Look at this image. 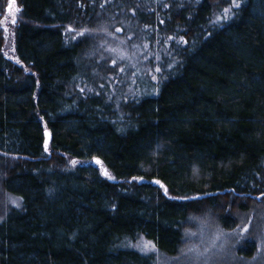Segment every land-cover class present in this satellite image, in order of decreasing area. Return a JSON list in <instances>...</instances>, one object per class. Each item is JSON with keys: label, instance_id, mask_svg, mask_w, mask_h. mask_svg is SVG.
I'll return each mask as SVG.
<instances>
[{"label": "trees", "instance_id": "obj_1", "mask_svg": "<svg viewBox=\"0 0 264 264\" xmlns=\"http://www.w3.org/2000/svg\"><path fill=\"white\" fill-rule=\"evenodd\" d=\"M14 3L15 54L0 29V264H159L208 229L262 264L264 0ZM112 32L158 59L134 72ZM141 236L155 251L134 247Z\"/></svg>", "mask_w": 264, "mask_h": 264}, {"label": "rangeland", "instance_id": "obj_2", "mask_svg": "<svg viewBox=\"0 0 264 264\" xmlns=\"http://www.w3.org/2000/svg\"><path fill=\"white\" fill-rule=\"evenodd\" d=\"M19 9L18 5L14 3V0H8L6 2L4 11L0 15V29L4 34L5 37V44L4 48L9 51L11 55L15 54L13 49V19L16 21L17 14L19 11H16V9ZM11 9V11H9ZM127 28V26L125 27ZM121 32V31H120ZM122 33V32H121ZM134 35V34H133ZM104 38H112L109 41V46H111V50L115 52V57L117 59H126L127 63L126 65H130L134 72L138 68V58H142V60H157L158 56L155 54V51L149 52L150 44L144 42L138 43V47L131 48V41L124 38V35L120 34L119 36H115L114 33L107 34ZM117 38V39H114ZM135 39V38H134ZM129 43V45H127ZM141 48V49H140ZM94 52V51H93ZM89 55V54H86ZM85 55V56H86ZM155 66V64L153 65ZM120 71L123 72L125 69V66H120ZM156 75L152 74L151 79H153ZM2 196V194H1ZM11 198L9 196H5L4 198L0 197V207H2L6 202H9ZM19 201V200H15ZM17 203V202H16ZM3 209V210H2ZM0 209V214L2 215L4 212V207ZM247 221V220H246ZM186 235V243L184 246H182L180 250V255L175 260L171 258H165L162 260H159L157 263L159 264H251V260H248L247 262L240 263L235 259L234 256H232L231 251H228L229 247L232 246V240L235 238L233 236L226 237V236H215L216 234H212L202 231H195L191 232L189 230H185ZM193 237V238H191ZM262 238L264 239V234L262 235ZM188 241V242H187ZM149 241L148 239H145L144 237H140L138 240H135L134 247L139 249L142 252H153L155 250L145 251L142 250L144 245L147 244ZM231 242V243H230ZM183 260H179L182 259ZM264 264V260L261 262Z\"/></svg>", "mask_w": 264, "mask_h": 264}, {"label": "snow or ice", "instance_id": "obj_3", "mask_svg": "<svg viewBox=\"0 0 264 264\" xmlns=\"http://www.w3.org/2000/svg\"><path fill=\"white\" fill-rule=\"evenodd\" d=\"M233 3V7L234 8H239L240 4H239V0H232ZM9 11H11V9H9ZM16 11H19V9L17 8ZM230 9H224V16L223 19H228V13H229ZM221 19V17H217V22ZM12 23H15V20L13 19ZM81 35H83V33H81ZM159 69H157L158 71ZM153 79H155V77H153ZM45 150L47 151V143L45 145ZM73 164H76L77 161L73 160L72 161ZM97 163H100L99 160H97ZM104 175L108 176L110 179L112 178L109 173L107 172V170H104ZM135 179V178H134ZM155 183L159 184L160 181H155ZM165 195H167V190H165ZM183 199H187V198H183ZM193 199H198V198H193ZM12 203H16L15 200L12 201ZM18 206V205H17ZM248 226L246 225L243 229V231H247ZM145 251H150V250H155V245L152 242H148L147 244L144 245L143 249Z\"/></svg>", "mask_w": 264, "mask_h": 264}]
</instances>
